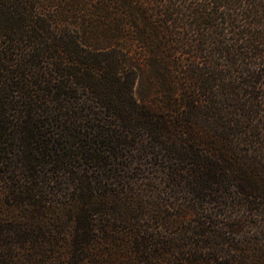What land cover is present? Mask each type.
Returning <instances> with one entry per match:
<instances>
[{"label": "trees", "instance_id": "1", "mask_svg": "<svg viewBox=\"0 0 264 264\" xmlns=\"http://www.w3.org/2000/svg\"><path fill=\"white\" fill-rule=\"evenodd\" d=\"M0 264H264V0H0Z\"/></svg>", "mask_w": 264, "mask_h": 264}, {"label": "rangeland", "instance_id": "2", "mask_svg": "<svg viewBox=\"0 0 264 264\" xmlns=\"http://www.w3.org/2000/svg\"><path fill=\"white\" fill-rule=\"evenodd\" d=\"M154 172V171H153ZM156 176H155V175ZM152 176L154 177H151L149 179H144V182L147 184L146 186V189L144 192H147V198L148 197H153V195H157V197H161L160 200L161 202L163 203V211L165 212H168L170 211L169 210V207L168 205H166L167 201L165 200L167 198V195H168V192H174L173 189H171L170 187V184H172V180H170L169 178H166L165 177H162L163 175L158 172V173H153ZM141 180V179H139ZM146 180V181H145ZM119 186L123 185L124 182L122 181H119V182H116ZM109 186V185H108ZM108 189V187H107ZM151 193V194H150ZM65 196H70V198H72L71 195L74 194V192H64L63 193ZM151 195V196H149ZM54 196V195H53ZM159 199V198H157ZM156 224V223H155ZM137 226V225H135ZM142 230H144V232H142ZM127 231L129 233H133V234H136L137 232L138 233H150L153 237H163V236H171V235H175V234H180V233H183V231H181V229H165L164 227H161L159 226V224L157 223L156 225L153 224V227L151 228H147V230L145 229H137V228H127Z\"/></svg>", "mask_w": 264, "mask_h": 264}]
</instances>
